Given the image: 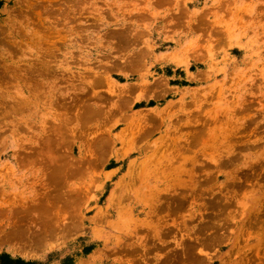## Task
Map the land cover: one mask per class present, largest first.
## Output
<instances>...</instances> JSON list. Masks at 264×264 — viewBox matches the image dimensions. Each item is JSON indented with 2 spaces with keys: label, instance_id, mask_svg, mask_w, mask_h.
Listing matches in <instances>:
<instances>
[{
  "label": "rangeland",
  "instance_id": "obj_1",
  "mask_svg": "<svg viewBox=\"0 0 264 264\" xmlns=\"http://www.w3.org/2000/svg\"><path fill=\"white\" fill-rule=\"evenodd\" d=\"M0 252L264 264V0H0Z\"/></svg>",
  "mask_w": 264,
  "mask_h": 264
},
{
  "label": "trees",
  "instance_id": "obj_2",
  "mask_svg": "<svg viewBox=\"0 0 264 264\" xmlns=\"http://www.w3.org/2000/svg\"><path fill=\"white\" fill-rule=\"evenodd\" d=\"M152 105V102H149ZM72 258L67 257L62 264H71ZM0 264H41L40 261L26 260L18 256H11L7 253L0 252Z\"/></svg>",
  "mask_w": 264,
  "mask_h": 264
},
{
  "label": "bare ground",
  "instance_id": "obj_3",
  "mask_svg": "<svg viewBox=\"0 0 264 264\" xmlns=\"http://www.w3.org/2000/svg\"><path fill=\"white\" fill-rule=\"evenodd\" d=\"M10 230V229H9Z\"/></svg>",
  "mask_w": 264,
  "mask_h": 264
}]
</instances>
